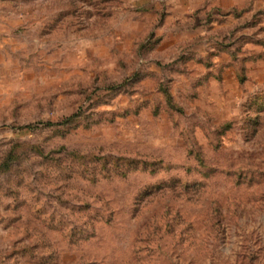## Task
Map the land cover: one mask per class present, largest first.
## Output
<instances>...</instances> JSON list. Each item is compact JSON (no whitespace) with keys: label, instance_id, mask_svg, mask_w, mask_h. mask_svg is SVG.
<instances>
[{"label":"rangeland","instance_id":"374dc122","mask_svg":"<svg viewBox=\"0 0 264 264\" xmlns=\"http://www.w3.org/2000/svg\"><path fill=\"white\" fill-rule=\"evenodd\" d=\"M0 264H264V0H0Z\"/></svg>","mask_w":264,"mask_h":264},{"label":"trees","instance_id":"16d2710c","mask_svg":"<svg viewBox=\"0 0 264 264\" xmlns=\"http://www.w3.org/2000/svg\"><path fill=\"white\" fill-rule=\"evenodd\" d=\"M166 89V88H165Z\"/></svg>","mask_w":264,"mask_h":264}]
</instances>
